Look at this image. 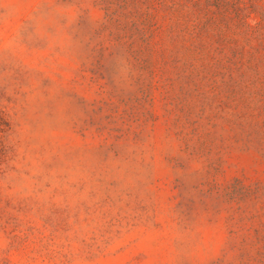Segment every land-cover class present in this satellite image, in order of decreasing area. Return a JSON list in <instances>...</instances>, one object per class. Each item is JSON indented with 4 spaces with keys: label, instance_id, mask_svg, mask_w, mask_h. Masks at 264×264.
Instances as JSON below:
<instances>
[{
    "label": "rangeland",
    "instance_id": "1",
    "mask_svg": "<svg viewBox=\"0 0 264 264\" xmlns=\"http://www.w3.org/2000/svg\"><path fill=\"white\" fill-rule=\"evenodd\" d=\"M244 16L0 0V264H264V14Z\"/></svg>",
    "mask_w": 264,
    "mask_h": 264
},
{
    "label": "trees",
    "instance_id": "2",
    "mask_svg": "<svg viewBox=\"0 0 264 264\" xmlns=\"http://www.w3.org/2000/svg\"><path fill=\"white\" fill-rule=\"evenodd\" d=\"M231 3L235 6L236 11L244 18L252 14H264V0H221V5L225 2ZM9 124L3 118L0 119V167L3 165L7 157L8 145L6 144L9 132ZM1 175V172H0Z\"/></svg>",
    "mask_w": 264,
    "mask_h": 264
}]
</instances>
